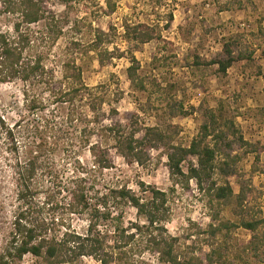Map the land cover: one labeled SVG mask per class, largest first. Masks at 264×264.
Wrapping results in <instances>:
<instances>
[{
  "label": "rangeland",
  "instance_id": "1",
  "mask_svg": "<svg viewBox=\"0 0 264 264\" xmlns=\"http://www.w3.org/2000/svg\"><path fill=\"white\" fill-rule=\"evenodd\" d=\"M110 1L113 12L105 0H49L47 7L57 28L47 29L44 22L29 28L34 33V47L42 53L46 69L52 71V88L67 87L62 80L66 62L80 67L87 87L73 107L66 109L67 105L62 104L65 111L59 105L48 108V113L54 109L51 114L56 116L55 123L65 121V114L71 110L83 112L91 103L87 97L90 91L99 99L95 101L98 112L86 113L92 119L96 116L97 123L94 119L93 124L78 120L64 125L65 129L61 127L73 137L85 125H93L95 130L88 135V147L81 148L76 142L64 146L61 142L60 150L49 154L53 175L36 180L43 188L34 196L36 206L28 209L30 220L42 219L48 237L60 239L66 231L85 234L95 213L91 208L100 203V213L106 207L110 216L94 217L99 237L105 246L121 239L124 243L130 237L126 249H131L134 264H165L149 251L151 237L170 240L181 262L194 259L208 264L207 256L219 251L226 264H264V247L255 253L244 251L252 235L248 230L237 227L215 237L208 232L209 225H237L242 219L264 218V0ZM0 22L7 28V21ZM138 24L153 28V39L139 44L131 40L132 32L128 37L124 35V25L132 28ZM97 32L103 33L104 42L93 50ZM42 33H49V38L36 42ZM228 40L236 47L235 55L241 52L250 58L235 60L222 73L213 60L222 57L223 44ZM132 64L136 78L143 83L140 89L127 77ZM23 89L18 83L0 86V115L7 125L21 121V134L16 139L20 157L27 158V149H34L33 142L38 138L31 134L37 121L24 110ZM36 89L37 94L48 97L44 88ZM209 112L216 115L221 125L232 123L237 135L251 147L241 149L235 145L233 154L239 156L235 170H227L231 173L224 175L215 171L198 185L186 176L189 165L197 167L195 157H187L180 166L183 175H175L169 170L167 155L174 149L188 148L201 125L209 120ZM115 123L123 134H134L135 141L141 143L134 144L141 152L139 162L122 157L113 139L105 144L98 128ZM148 129L156 130L162 140H155ZM233 129H227L229 135ZM45 138L53 142L51 137ZM4 141L0 130V250L18 205L22 204L16 198L15 177L10 168L13 154L6 151ZM206 143L212 142L208 138ZM90 145L107 151L108 168L96 165L98 159L89 152ZM77 170L86 178L85 193L91 204L84 213L68 206V189L73 186L70 182ZM212 182H227L235 194L244 187L246 198L241 210L211 201L207 190ZM121 188L140 199L151 197L153 190L165 194L166 202L160 210L165 215L162 231L149 227L135 207L118 197ZM45 198L49 205L43 206ZM116 226L124 231L125 240L117 232L114 236ZM17 264L41 263L25 255ZM70 264L99 262L95 255H84Z\"/></svg>",
  "mask_w": 264,
  "mask_h": 264
},
{
  "label": "trees",
  "instance_id": "2",
  "mask_svg": "<svg viewBox=\"0 0 264 264\" xmlns=\"http://www.w3.org/2000/svg\"><path fill=\"white\" fill-rule=\"evenodd\" d=\"M60 1L65 3L67 0ZM47 2L49 0H0V19L7 21V28H4L0 22V86L15 83L23 86L24 89L21 94L24 101V110L28 117L36 118L37 122L36 125L31 127L33 128L31 134L37 135L38 138L37 141L33 142L34 149H27L29 150V156L21 158L16 136L21 134L18 129L22 123L18 121L12 126L7 125L5 118L0 115V130L4 135L6 151L13 154V160L9 161L12 163L10 168H12L15 177L16 198L22 202L21 205H18L8 237L0 250V264H17L25 255L35 257L41 264H70V262L72 263L84 255L97 256L99 264H134L132 259L134 255H132L131 249H126L130 237L125 240L123 230L119 231L116 226L113 233L114 236L116 232L119 233L121 238L126 241L124 243L121 239L115 241L113 245L105 246L106 242H103L104 239L99 237L95 228L94 217L101 216L106 219L110 215L105 211L106 207L104 206L105 209L103 208L102 213H100V203L91 208L89 198L85 193L84 183L86 178L78 170L75 177L71 179L72 188L68 189V206L73 207L77 212L84 213L88 208L95 212L92 213L87 223L85 234L66 231L60 239L53 236L48 237L42 219L32 221L28 216V209L33 205L36 206L35 194L40 192V188H43L36 180L39 176L44 178L53 175L49 167V154L54 150L59 151L61 142L64 146L76 142V144L81 145V148L88 147L90 144L88 135L95 130V126L92 127V125L88 128V125H85L78 131V135L73 137L67 130H62L61 127L64 128V125L78 120L80 122L85 121V123L90 122L91 124H93V119L94 122H98L96 116L92 119L86 114L89 112L93 115L98 112L95 101L99 99H95L96 97L92 91L87 94L88 100L92 104L88 103L85 110L78 114L72 110L69 111L65 114V121L61 120L60 124L55 123L56 116L51 114L54 109L48 113V108L54 105H59V108L64 111L65 108L62 107V104L67 105L66 109L73 107L77 97H82L81 93L87 87L83 84L80 67L75 62H66L62 69V80L67 83V87L64 89L61 87L52 88L51 82L54 80L52 71L46 69L42 53L34 47V33L29 29L30 26L40 22H44L47 29L57 28L56 19L48 9ZM105 3L113 12L114 6L111 5V1L105 0ZM171 19L172 16L170 15L169 20L171 21ZM124 29V35L128 37L132 32L133 37H131V40L139 44L149 42L154 36V29L144 24H138L132 28L124 25ZM101 34L103 35V33L97 32L95 35L94 43H96V47H92L93 50H97L98 46L104 42ZM45 38H49V33L40 34L37 39L35 38V41L41 42ZM235 49L236 47L231 40L223 44L222 57L213 60V64L218 65L220 72L225 73L235 60H242L245 57L250 58V55L241 52L235 55ZM131 61L135 63L133 57ZM135 74L136 69L132 64L127 69V77L136 89H140L143 87V83L136 78ZM36 88H44L48 92V97L44 98L42 93L37 94ZM262 111L264 112V108ZM48 114H51V117H48ZM208 119L207 122L201 125L199 134L192 140L187 149L177 148L167 155L169 170L175 175H183L180 168L181 164L187 157H195L197 167H194L193 164L189 165L186 176L188 179H194L198 185L207 180L210 174L215 171H219L224 175L231 173L227 170H235L234 166L239 160V156L233 154L235 145L241 149L251 147L241 135H237V132L232 128V123L221 125L213 112H209ZM28 121L29 119H26L25 122ZM226 128L233 129V133L229 135ZM98 130L105 144L110 138L113 139L116 145L115 148L122 157L130 158L133 162H139L141 152L134 145L139 143L135 141L134 134L126 136L121 132L123 129L116 123L109 126L101 125ZM147 131L155 136V140H162L161 134L156 130L148 129ZM28 134L29 131H27V136ZM45 136L48 139L51 137L53 142L49 143ZM231 136H236L235 140L231 139ZM208 138L212 143H206ZM89 152L98 159L96 160L98 167L108 168L107 151L95 145H90ZM217 158L219 161L216 160ZM256 159H258V156ZM207 191L211 201H215L219 205H233L238 210H241L246 198L244 187L241 186L239 193L235 194L227 182L222 185L212 182ZM117 194L121 200H127L129 204L135 207L137 214L145 217L149 227L163 230L161 222L164 221L165 215L160 213L166 202L163 192L151 191L149 200L140 199L122 188L118 190ZM44 200L43 206L49 205L46 198ZM237 227L246 229L252 234L250 241L244 247V251L255 253L264 247V218L261 217L242 219L237 225L229 222L219 223L217 226L209 225L208 232L215 237L221 234L223 230L229 232ZM149 242L151 246L149 251L156 254L158 259L165 264H201L200 260H198L199 262L194 259H188L187 261L184 259L183 262L178 260L179 257L175 254L172 243L163 237L159 239L151 237ZM207 261L208 264H226L223 261L222 253L219 251H212L207 256Z\"/></svg>",
  "mask_w": 264,
  "mask_h": 264
}]
</instances>
